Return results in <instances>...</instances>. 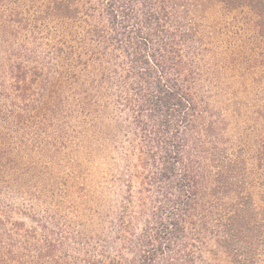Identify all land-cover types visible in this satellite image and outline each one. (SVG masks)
Masks as SVG:
<instances>
[{"label": "trees", "instance_id": "16d2710c", "mask_svg": "<svg viewBox=\"0 0 264 264\" xmlns=\"http://www.w3.org/2000/svg\"><path fill=\"white\" fill-rule=\"evenodd\" d=\"M232 12L241 13L235 31L228 22L212 29ZM42 28L75 91L93 97L87 110L112 94L114 78L131 93L146 188L158 195L120 264H193L188 213L196 187L184 149L197 122L214 170L207 195L230 207L217 222L218 247L232 264L252 262L260 222L246 177L264 172V136L247 167L241 151L226 152L224 130L243 112L264 122V0H0V44Z\"/></svg>", "mask_w": 264, "mask_h": 264}, {"label": "rangeland", "instance_id": "374dc122", "mask_svg": "<svg viewBox=\"0 0 264 264\" xmlns=\"http://www.w3.org/2000/svg\"><path fill=\"white\" fill-rule=\"evenodd\" d=\"M235 17L241 13L212 29L222 31L228 22L235 31ZM44 33L22 30L0 44V264H120L158 195L146 188L131 93L114 78L112 94L93 99L87 110L93 97L75 91L78 83L66 77V63L56 59ZM249 114L231 117L224 130L226 152L241 151L247 167L264 136V122ZM209 148L197 122L184 149L196 187L188 247L193 264H232L217 244L228 199L207 195L214 178ZM246 181L250 213L260 222L248 264H264V172L255 169Z\"/></svg>", "mask_w": 264, "mask_h": 264}]
</instances>
